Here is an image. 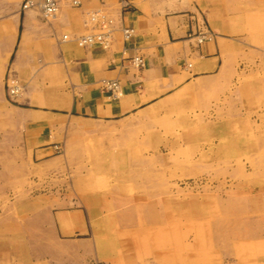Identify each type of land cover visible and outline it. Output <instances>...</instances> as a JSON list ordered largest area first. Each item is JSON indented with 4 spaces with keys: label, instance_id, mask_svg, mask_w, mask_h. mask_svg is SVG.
Here are the masks:
<instances>
[{
    "label": "crops",
    "instance_id": "crops-1",
    "mask_svg": "<svg viewBox=\"0 0 264 264\" xmlns=\"http://www.w3.org/2000/svg\"><path fill=\"white\" fill-rule=\"evenodd\" d=\"M26 1L0 0V119L12 120L18 145L31 154V175H48L59 163L83 169L66 180L72 185L86 180L89 167H111L112 157L125 167L123 153L142 136L156 141L154 149L163 145L193 114L211 111L214 97L228 95L247 58L259 63L264 53V0H129L128 11L120 0L79 7L56 0L54 17L43 13L46 0L24 9ZM96 11L112 23L109 49L78 44L97 32L89 23ZM124 27L135 29L129 42ZM137 56L142 69L130 63ZM111 81L119 85L116 97L106 86ZM145 128L154 131L140 134ZM84 193L27 198L20 213L39 218L29 221L18 264H120L112 227L97 224L100 206Z\"/></svg>",
    "mask_w": 264,
    "mask_h": 264
},
{
    "label": "rangeland",
    "instance_id": "rangeland-1",
    "mask_svg": "<svg viewBox=\"0 0 264 264\" xmlns=\"http://www.w3.org/2000/svg\"><path fill=\"white\" fill-rule=\"evenodd\" d=\"M252 60L224 99L214 97L211 111L193 114L163 145L154 149L142 136L123 153L125 167L112 157L111 167H89L74 185L66 180L79 167L59 163L31 175V154L18 145L12 120L0 119V264H18L27 251L29 221L39 218L20 213L27 198L82 187L100 206L97 224L112 227L120 264H264V53Z\"/></svg>",
    "mask_w": 264,
    "mask_h": 264
},
{
    "label": "built area",
    "instance_id": "built-area-1",
    "mask_svg": "<svg viewBox=\"0 0 264 264\" xmlns=\"http://www.w3.org/2000/svg\"><path fill=\"white\" fill-rule=\"evenodd\" d=\"M83 0H72V5L79 7L82 5ZM121 6L123 10H130V2L129 0H120ZM32 6V2L30 0L26 1L24 4V9H27ZM43 13L46 17H54L58 10V3L56 0H46L43 5ZM89 23L97 29L96 33H90L78 38V44L85 48H92L94 46H99L103 49H109L112 43V30L110 25L112 24L110 19L106 17L101 11L92 12L89 15ZM123 35L127 42L132 40L135 36V29L133 27H124ZM65 39H68V36H65ZM130 63L138 68L142 69L145 67V60L142 57H134L131 59ZM107 89L112 91L113 96L116 97L118 91V83L117 82H108L106 83Z\"/></svg>",
    "mask_w": 264,
    "mask_h": 264
}]
</instances>
